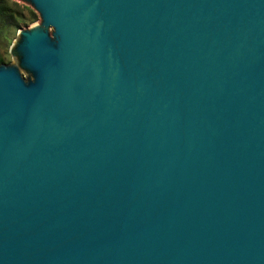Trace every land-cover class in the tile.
I'll return each mask as SVG.
<instances>
[{"label": "water", "instance_id": "water-1", "mask_svg": "<svg viewBox=\"0 0 264 264\" xmlns=\"http://www.w3.org/2000/svg\"><path fill=\"white\" fill-rule=\"evenodd\" d=\"M20 1L0 264H264V0Z\"/></svg>", "mask_w": 264, "mask_h": 264}, {"label": "trees", "instance_id": "trees-1", "mask_svg": "<svg viewBox=\"0 0 264 264\" xmlns=\"http://www.w3.org/2000/svg\"><path fill=\"white\" fill-rule=\"evenodd\" d=\"M37 18V13L27 6H21L12 0H0V24L4 28L19 30L23 23L34 22ZM1 63H4V59L0 57Z\"/></svg>", "mask_w": 264, "mask_h": 264}, {"label": "rangeland", "instance_id": "rangeland-1", "mask_svg": "<svg viewBox=\"0 0 264 264\" xmlns=\"http://www.w3.org/2000/svg\"><path fill=\"white\" fill-rule=\"evenodd\" d=\"M14 2L19 3L21 6H27L33 9L30 5L20 1V0H12ZM36 13L37 11L33 9ZM26 12V11H25ZM38 16V14H37ZM37 21V20H36ZM23 23L22 27L19 30H15L13 27L4 28L0 24V57L4 59V63L8 65L13 59V46L15 42L18 40L19 34L21 31L32 28L35 22Z\"/></svg>", "mask_w": 264, "mask_h": 264}]
</instances>
